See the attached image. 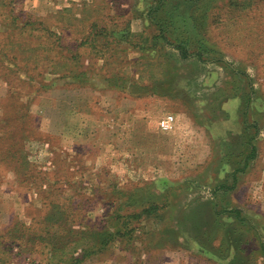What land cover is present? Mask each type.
<instances>
[{
    "label": "rangeland",
    "instance_id": "374dc122",
    "mask_svg": "<svg viewBox=\"0 0 264 264\" xmlns=\"http://www.w3.org/2000/svg\"><path fill=\"white\" fill-rule=\"evenodd\" d=\"M157 1L0 0V264H264V0Z\"/></svg>",
    "mask_w": 264,
    "mask_h": 264
},
{
    "label": "trees",
    "instance_id": "16d2710c",
    "mask_svg": "<svg viewBox=\"0 0 264 264\" xmlns=\"http://www.w3.org/2000/svg\"><path fill=\"white\" fill-rule=\"evenodd\" d=\"M168 1L170 0H158L156 4L150 7V11L148 14L149 20L152 23H156L157 29L159 30L154 38H162L166 42V44L177 47L184 59L197 58L201 61H206V59H208L207 55L215 53L217 47L214 46L215 44L211 45L210 43H208V38L201 34V29L208 26L210 22V14L208 16V14L204 12V10H208L209 8L203 9L202 4L200 5V2H204V0H177V5L174 4L176 5V7H173L174 9H177V7L181 8L183 6L190 7L189 5L193 4L196 5L194 7H190L191 9L189 10V15L185 16V25H190L191 27H193V31L189 30L187 26L184 27L183 30H180V21H183L182 17L179 20L176 19L177 21L174 22L170 15L165 14V6ZM171 1L172 3H174L175 0ZM159 10L161 11V13L159 12ZM214 59L218 60L219 58L214 57ZM130 79L132 78L124 79V90L128 91L132 95H139L138 90H140L142 86L138 82H136L134 83L136 85V88H131L128 85L131 83ZM152 91L155 92L156 89L153 88ZM245 123L247 126V120L245 121ZM251 139L252 138H250L249 143H251ZM252 149L255 150L254 147H252ZM253 155L254 152L248 154L245 159L246 162H249ZM233 176L236 177V173H233ZM238 215H240V211H238ZM141 216H145V219L150 216L156 218L162 217L163 212L161 203L159 201L152 202V204L148 205L144 211H140V213H132L129 215V217H132L131 220L140 218ZM130 222L133 221H129L128 227L124 229V236L130 235L132 237L134 235L135 229L130 225ZM113 232L114 231L111 232L108 230L105 235L101 236V246H104L107 242L110 241V238H108V236L112 235Z\"/></svg>",
    "mask_w": 264,
    "mask_h": 264
},
{
    "label": "built area",
    "instance_id": "2783aa9c",
    "mask_svg": "<svg viewBox=\"0 0 264 264\" xmlns=\"http://www.w3.org/2000/svg\"><path fill=\"white\" fill-rule=\"evenodd\" d=\"M177 122L176 115L173 113H167L161 117L159 120V126L164 131L172 130Z\"/></svg>",
    "mask_w": 264,
    "mask_h": 264
}]
</instances>
